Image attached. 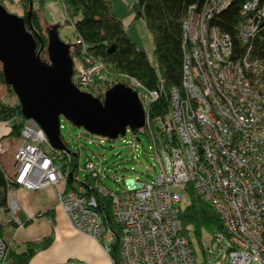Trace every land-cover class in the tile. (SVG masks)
I'll return each mask as SVG.
<instances>
[{
	"label": "built area",
	"instance_id": "2783aa9c",
	"mask_svg": "<svg viewBox=\"0 0 264 264\" xmlns=\"http://www.w3.org/2000/svg\"><path fill=\"white\" fill-rule=\"evenodd\" d=\"M230 1L201 0L188 7L182 86L171 87L166 112L150 116L157 91L129 81L138 87L145 111L141 129L159 165L149 181L125 178L112 191L99 168L87 162L89 188L82 182L74 186L73 179L68 185L72 172L62 163L68 151L52 148L33 119L23 122L8 179L30 190L56 186L58 205L74 229L99 243L104 236L115 237L111 245L116 242L118 264H224V258L210 257L219 252L228 264H264V66L248 49L232 57L230 33L212 24ZM239 14L237 35L243 44L252 43L264 24V0L243 1ZM103 69L102 62L87 58V64H76V78L87 83ZM4 151L0 142V154ZM189 185L223 225L199 252L182 233L179 218L183 187ZM97 194L110 199L118 236L103 222ZM8 210L18 223L13 201ZM111 245L102 248L114 264ZM7 246L12 242L0 237V264L6 263Z\"/></svg>",
	"mask_w": 264,
	"mask_h": 264
},
{
	"label": "trees",
	"instance_id": "16d2710c",
	"mask_svg": "<svg viewBox=\"0 0 264 264\" xmlns=\"http://www.w3.org/2000/svg\"><path fill=\"white\" fill-rule=\"evenodd\" d=\"M5 0L0 3L6 8ZM201 0H134L131 9L134 17L143 19L147 29L151 33L153 43L154 64H152L147 53L139 49L129 38L121 20L113 13L109 0H60L63 8V21L70 24L74 31V41L71 43L70 53L75 58L76 64L84 62L87 58L99 60L104 65V74L92 78L84 90L97 97L116 81L130 85V79L139 82L148 90L157 91L158 97L149 105L150 116L163 114L168 110V102L171 87L181 89L184 72V55L188 49L184 36V18L188 7ZM245 0H231L229 4L216 16L214 23L221 31L230 33L233 40L232 57L238 56L242 51L250 52L251 57H257L264 66V24L258 28V32L252 39V43L243 44L237 35V24L240 19L239 9ZM19 3L20 15L25 19L26 28L32 33L36 40V50L46 48V33L49 25L43 24L40 17V8L32 6L30 20L26 19L27 10L31 0H15ZM59 26V23L57 24ZM251 41V40H250ZM46 51V50H45ZM105 75V76H104ZM109 77H117L110 80ZM72 80H75V73ZM5 86L14 95L10 85L3 81L0 67V86ZM14 102H8L0 97V121L9 124L8 135L19 137L24 116L20 112V106L15 97ZM136 131L143 130L141 128ZM61 135V134H60ZM62 138V136H61ZM2 137H0V140ZM77 154L70 151V155L63 154V169L71 171L72 176L67 174L68 185L73 179L76 170ZM67 171V172H68ZM7 173L0 161V211H8V193L17 187V184L9 180ZM88 189L91 183L90 173L87 172L81 181ZM186 202L180 207L179 218L182 223V233L188 237L192 244H199L203 234H214L223 231L222 222L213 207L200 198L191 188L183 187ZM98 211L105 224L114 229L118 236V227L113 221L110 199L102 194H97ZM16 226L13 220L0 221V237L6 226ZM42 245V244H40ZM29 243L25 250L16 251L14 247H8L5 252L7 263L27 264L38 246ZM45 246V244L43 243ZM110 255L114 264H118L117 245H111Z\"/></svg>",
	"mask_w": 264,
	"mask_h": 264
},
{
	"label": "water",
	"instance_id": "95a60500",
	"mask_svg": "<svg viewBox=\"0 0 264 264\" xmlns=\"http://www.w3.org/2000/svg\"><path fill=\"white\" fill-rule=\"evenodd\" d=\"M32 2L26 19L30 20ZM47 60L36 50V40L25 26L23 16L0 3V67L5 84L10 85L25 119H33L43 129L54 149L68 150L60 135V117L89 133L115 139L126 128H141L145 111L137 91L116 82L104 91L103 99L81 90L72 80L71 42L63 41L58 25L47 27Z\"/></svg>",
	"mask_w": 264,
	"mask_h": 264
},
{
	"label": "rangeland",
	"instance_id": "374dc122",
	"mask_svg": "<svg viewBox=\"0 0 264 264\" xmlns=\"http://www.w3.org/2000/svg\"><path fill=\"white\" fill-rule=\"evenodd\" d=\"M34 1L35 3H37L39 0ZM109 1L113 13L119 19H128V21H126L124 24V28L129 38L136 44L139 49L147 53L150 62L154 64L151 33L147 29L143 19L140 17H134L133 11L130 10V6L134 0ZM4 2L7 11L20 15L19 13L21 7L19 3L15 2V0H5ZM60 24L61 25L58 27L59 37L63 41H70L71 43H73V41L75 40V34L72 26L65 23L63 20ZM49 25H51V23ZM45 50H43V56H40V53L39 56L41 59L47 60V53ZM72 59L74 62L75 58L73 56ZM74 73L75 80L73 82L81 90H84L83 88L86 89V85L92 82L93 77L103 75L104 71L101 70L99 75L93 74L90 81H88L87 83H82L81 81H79V79L76 78V71L73 72V74ZM107 78H109L110 80L117 79V77H109L108 75ZM102 93L104 94V92ZM1 96L2 99H5L8 102L16 101L15 94L13 95L10 90H8L3 85L0 86V97ZM98 98L102 100L103 95L102 97L100 96ZM6 132L7 133L3 134L2 136L4 140H0V142L3 143V147L5 149L4 153L0 154V161L7 173L10 175L12 172L13 154L20 142L17 140L18 137L8 135L9 129ZM60 134L62 136V141L65 143L68 150L77 154L76 170L73 174L72 180V184L74 186L78 185L82 181L83 176L88 172V168L86 167L87 162H91L95 168H99V173L103 184L112 191L119 190L121 188L122 180L125 178H138L142 181H149L159 171V165L153 154V150L149 148L150 141L145 135L146 133L143 134L141 131H136L135 133H133L131 130H127L124 136H117L115 139L111 140L100 135L89 133L82 127L75 126L70 121L64 119L61 116ZM42 147L47 150L50 146L48 144H43ZM70 151H68L69 155ZM177 189L180 190V187H178ZM10 193V195L14 194L13 192ZM184 202H186V198H184ZM182 204L184 205L185 203ZM8 214L9 212L7 211H0V221L3 223L6 222ZM213 235L214 234H203L200 237L201 241H199V244H201L200 247L202 248L204 246L205 241H210V237ZM114 239V236H104L100 243L104 246H110L111 242ZM195 247L197 252H199L200 247L198 246V244H195ZM225 256L226 254L224 252H219L218 254H210V257L213 260H218V257L224 258V264H228ZM97 259L98 261H100V264H106V262L112 264L109 257L105 253L102 256L97 255ZM58 264L82 263L76 258H70L69 260Z\"/></svg>",
	"mask_w": 264,
	"mask_h": 264
},
{
	"label": "crops",
	"instance_id": "0c3cea01",
	"mask_svg": "<svg viewBox=\"0 0 264 264\" xmlns=\"http://www.w3.org/2000/svg\"><path fill=\"white\" fill-rule=\"evenodd\" d=\"M32 5L40 8L43 24L61 25L63 8L60 0H39L37 3L32 0ZM120 20L123 26L128 21L121 18ZM8 129L9 124L0 121V137L7 133ZM17 140L20 142L19 137ZM57 190L56 186H45L34 190L17 186L12 189L11 192L14 194L10 195V198L17 206L18 223L16 226H6L3 237L6 241L12 242L16 251L25 250L29 243L42 244L28 259L27 264H58L70 258H76L82 264H100L97 255H104L102 245L71 226L64 211L58 205ZM9 218L8 214L7 220ZM6 264L11 263L6 262Z\"/></svg>",
	"mask_w": 264,
	"mask_h": 264
},
{
	"label": "bare ground",
	"instance_id": "6f19581e",
	"mask_svg": "<svg viewBox=\"0 0 264 264\" xmlns=\"http://www.w3.org/2000/svg\"><path fill=\"white\" fill-rule=\"evenodd\" d=\"M212 24H214V23H212ZM215 25V24H214Z\"/></svg>",
	"mask_w": 264,
	"mask_h": 264
}]
</instances>
